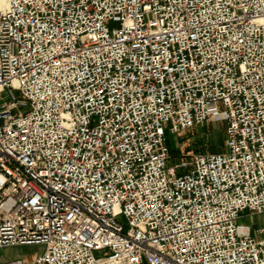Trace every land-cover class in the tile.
<instances>
[{
    "label": "built area",
    "instance_id": "obj_1",
    "mask_svg": "<svg viewBox=\"0 0 264 264\" xmlns=\"http://www.w3.org/2000/svg\"><path fill=\"white\" fill-rule=\"evenodd\" d=\"M210 121L225 153L172 162ZM246 212L264 0H0V251L45 249L9 264H264Z\"/></svg>",
    "mask_w": 264,
    "mask_h": 264
},
{
    "label": "rangeland",
    "instance_id": "obj_2",
    "mask_svg": "<svg viewBox=\"0 0 264 264\" xmlns=\"http://www.w3.org/2000/svg\"><path fill=\"white\" fill-rule=\"evenodd\" d=\"M226 124L223 122L210 121L205 125L195 127L178 136H171L170 150L172 162L189 160L196 154H222L226 151ZM118 222L127 227V221L120 218ZM41 246H25L17 248L10 253L12 260L33 261L44 252Z\"/></svg>",
    "mask_w": 264,
    "mask_h": 264
},
{
    "label": "crops",
    "instance_id": "obj_3",
    "mask_svg": "<svg viewBox=\"0 0 264 264\" xmlns=\"http://www.w3.org/2000/svg\"><path fill=\"white\" fill-rule=\"evenodd\" d=\"M239 226L245 231H248L253 237H259L258 231L264 227V218L260 215H256L250 212H246L242 215L239 221ZM17 251V248H8L0 251V264H9V255L12 252ZM20 260V259H17Z\"/></svg>",
    "mask_w": 264,
    "mask_h": 264
}]
</instances>
